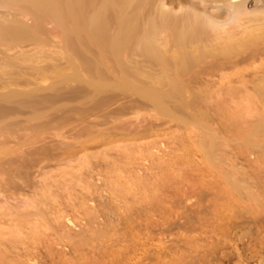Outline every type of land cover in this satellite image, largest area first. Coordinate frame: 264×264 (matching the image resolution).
I'll list each match as a JSON object with an SVG mask.
<instances>
[{
	"label": "rangeland",
	"instance_id": "rangeland-1",
	"mask_svg": "<svg viewBox=\"0 0 264 264\" xmlns=\"http://www.w3.org/2000/svg\"><path fill=\"white\" fill-rule=\"evenodd\" d=\"M129 1H131V0H129ZM149 1L150 0H145V2H144V0H143V2H142L143 7L146 8L149 4ZM155 1H156V3L154 2L155 5L153 4L154 7H157L160 4L163 5L164 7L170 5V2H169L170 0L169 1L168 0H155ZM171 1H173V3H174V1H176V0H171ZM179 1H181V4L183 3L185 5L194 7L197 11H199L201 9L202 11L206 12V14L208 13L210 16H213V17L220 16L219 19H224L226 16V18L224 20L229 19L228 18L229 12L227 13V11H228L227 9L229 6L228 4H230L232 2V0H229V1L228 0H223V1H220V0L219 1H216V0H179ZM174 4H172V6ZM18 5H20V4H18ZM20 6H18V8L15 6L17 8V10L15 7L12 9H9V10L0 8V20L2 21V23L5 22L4 24H7L8 21L11 20L10 22H12V20L14 19L15 20L14 22L19 21L20 23L27 25V26L29 25L30 27L35 26L34 24H37V22H38L37 20L42 21V22H40V21L38 22V23H42L40 25L38 24V27L40 30L44 31V33L41 31L43 34L42 33L40 34V35H42V36H40V39L43 42L42 43L37 42L38 44L33 43V42H31V40H28L31 38L21 36L22 41L19 40V42H16V44H14L13 46L9 45L10 47H8V45H6V44L1 45V43H0V115H1L0 116V146L5 145L6 148H7V146L8 147L9 146L15 147V145L18 146V144L21 143L20 139L21 138L23 139L26 136V134H28V132H29V130L26 129V127H27L26 123L28 122L26 120L27 117H29V115L31 116L33 113H36L37 118H35V120H36L37 124L38 123L42 124L43 122L44 123L46 122V123H49L48 125H50V124L54 125L52 128L46 129L43 133V135L45 136V139L43 140V142H47L46 146L51 145L52 143L54 144L55 141L57 143V142H61L62 140H65V142H63V144L67 143L69 145L66 148L64 145V148H65L64 151H70L71 152V150H72V151H74V156H73V153L70 156L71 158L68 156V154L64 155L63 158L65 159V161H64V159H62L61 161H57V163H59L60 165L56 164L55 159L51 160L49 162H46V164L48 163L47 166H46L45 162H43L46 166L45 169H43V171L44 170H46L45 172H47L48 170L51 171L50 173H48L50 175L47 174V176H49L51 178V179H49L50 183H52V184L55 183V186L57 187V188L52 187V189H51V190L56 191V192H54L55 196L53 198L55 203H52V204H53L54 208L59 213L55 209H54L55 211L53 213H49L52 215H48V213H45V214H47V215H45L44 213L40 212L38 214L41 215L42 217L41 218L36 217L37 219L33 218L32 220H30V221H32L31 223H29L30 222L29 220L23 221L25 219L23 217L19 218V219H22V221L25 223L24 224L22 222L20 224V228H19L18 224L21 222V220L18 224H16L17 221H14L16 223L13 222V224H15L16 226H12V225H9L11 223V221H9L11 219L10 218L11 216L7 215L9 217L8 218L6 215H3V216L0 215L1 216V218H0V227H1L0 228V232H1L0 233V240L3 241V243L1 241V243L3 245L0 244L1 245L0 246V252H1L0 253V263L1 264H10L13 262L14 264H26V263L27 264H72V263L74 264L76 262L75 264H90V263L91 264H264V158H262L261 156L258 157L259 155L257 153H252L250 151H242V150H241L242 152H240V151H239L240 153L238 152V156L241 154L239 158L237 155H235L239 159V160H237V158H236L237 163H236V161L235 162L233 161V163H236V166H234L233 163H230V164L233 165L234 168L236 167L237 169L241 170V172L240 171L238 172V174H240V175H237V176H240L241 178L240 177L239 178L242 180V181L239 180V183H238L239 189L241 190V192H240V191H237L236 189L231 187V185H232L231 180H232V177H234V175H235V171H237L236 168H235V170H233L234 173L232 174L231 171L234 168H231V170H230V167H232V166L224 165L223 162H222V164L225 167L222 164H221L222 166H220V164H219L217 166L214 165V166L209 167L206 163H204L202 158H200L198 153H196V152H195L196 154L194 153V151H195V150H193L194 148L193 149L190 148L193 151L189 149V145L191 144V142L187 141V139H193L194 140L195 138H188V134H187V136H186L187 139H186L185 138L186 133H183L184 135L182 137L181 131L177 128H174V127H171L170 129H172V132H169L171 130L166 129L169 124L168 125L164 124L163 126H161V127H164L163 128L164 130H162V128H160L162 131H164L163 132L164 134L161 131L162 134L156 135L157 137H155V135H154L151 137H149V136L146 138L144 137L143 139L141 138L138 140L137 139L136 140H129V141H131V143L135 142V143L131 144L130 142H126V140H125V139L129 138V136L126 138H121L122 139L121 140V139H119L121 136L117 135V137H118L117 141L118 142L116 140L115 141L113 140V142H110L108 144L106 143V145L104 144L105 146L102 144H100V145L99 144H91V146H88L86 149L80 150L79 149L80 146H79V148L77 147L78 146L77 142L83 141L84 139H86V137L89 136V134L83 133L82 129H80L79 121H77V120L75 121L74 118L72 117V118L67 119L68 121H66V122L64 121V123H63L64 125L61 126V124H62L61 123L60 127L54 124V123H56L55 121H57V118H58V120H59V118L60 119L63 118V117L62 118L60 117L63 114H60V112L57 111L58 107H60L61 105H62V107H60V108H64L63 106H66V105H67L66 107H70L72 105L74 106L76 104V101H77V104L79 105V102L83 99V95H84L83 89L87 90L89 88L86 81L88 79L89 80L88 82L90 83V79L88 77L91 75L89 73L86 74V72L84 70L81 72L82 74L80 73L81 76H79V78H80L79 81L78 80L77 81L76 80H70V77L73 75V72H75L74 70L76 69V68H73V66L76 67L78 65L80 67L81 64L83 65V61L85 62L87 60L86 62H88V60H89V61H91V64L88 62L91 68H94V69L97 68L98 70L103 71L104 69L107 70L110 67L109 66L110 63L113 64V65L111 64L112 67L113 66L115 67L116 65L118 66L119 64L120 65L124 64L125 66L127 65V68L128 67L131 68L132 72L133 71L135 72L136 68H137V70H138V68L141 69L140 73L142 75L145 74L147 77H149V74L152 75V73H153L152 76L156 77V75H158V67H156V65L153 66L154 64H152L151 62L149 63L146 60V57H144V56H146L145 54H138L137 52L134 51L135 50V47H134L135 42L133 40H132L133 42L132 41L131 42L125 41L126 43L122 42V46H121V44H118L121 46V48L124 47L123 48L124 51L121 54H118V56H117L118 59L116 58L117 54H114L117 61L116 60L114 61L113 59H109V62H108V59H107V61H104V62L103 61L97 62L96 59L97 58L99 59L100 58L99 56H101V57L108 56V58H109L113 54L112 55L111 54H107V55L99 54L100 53L99 49H101L100 48L101 46H99V44H97L96 40L94 39V37L91 34H88L89 31H86L87 29L85 30V28L83 29V27H82V29L79 28L80 29L79 32H77L78 29H77V31L72 29L73 31L69 30L68 32H66L67 30L66 31H64V30L66 28L69 29V27L71 25V21L69 22V25L68 24H66V25L62 24V26H61L59 24L60 23L59 20H54L55 22L59 21L57 23H55L53 21V19L50 20L48 18L49 20H46L45 17H44L45 19H43V17H41V18L43 20H46L47 22L46 21L43 22V20L41 18L36 20L35 15L31 16L29 13H25V14L24 13L22 14V12L19 13V11L21 10V9H19ZM244 6H245V12H247L249 14L255 13L254 15H256L257 13H259L260 11H262L264 9V0H245ZM31 17H33V18H31ZM75 25H76V23L74 22V26ZM63 26H66V28L65 27L62 28ZM72 27L73 26H71V28ZM112 29L113 28H109L107 31L109 34L108 36H110L109 37L110 39H107L106 45H108V44L114 45L116 43L115 39H114V41H112L113 39H111L113 37V35L115 34V30H112ZM70 31H72L71 33L77 32L78 34L73 33L74 34L73 35L70 33ZM58 32H60V34ZM66 33L67 34L70 33L69 34L70 39ZM64 34H66V36ZM76 35H79V36H76ZM84 35H87V36L84 37ZM75 36H76V38H75ZM89 36L91 37V39L89 38ZM22 37H23V39H22ZM43 37H44V39H42ZM84 38H86V39H84ZM80 39H81V41H79ZM17 41H18V39H17ZM77 41L81 42V43L79 44ZM132 43H134V45H132ZM69 44L75 45L74 47L79 50V53H80L79 57H77L76 54H72L70 50L66 51L69 47L68 46ZM82 44H84V45H82ZM76 45L78 46V48ZM85 45L87 48L84 47ZM87 45H90V46H87ZM97 48H99V49H97ZM86 49H89V50L86 51ZM98 50H99V52H98ZM132 50H133V53L131 52ZM97 52H98V54H97ZM260 56H261V58H260ZM253 58L254 59H250L251 61L246 60L243 62H239L238 64H235V66L217 67V68H215V71L212 70L213 72L211 71L212 72V73L210 72L211 74L208 73V76H206L203 79H208V81L210 83L214 84V85H211V87L215 91L220 89V87L223 88L224 86L225 87L228 86L229 83H227V82L234 83V84L236 83V85H237L236 88L239 89V87L241 86V84H239V83H242L243 79H245V78L246 79L248 78L247 80H250V78L252 79L253 77L250 74H254L253 72H256L255 70L257 68L261 67L262 64H264V59H262V58H264L263 52L260 55H259V53L256 54ZM76 59H77V61H76ZM100 60H102V59H100ZM71 61H72V63H71ZM110 61H112V62H110ZM241 63H243V64H241ZM94 64H95V66L98 64V66L95 68V67H93ZM112 67H111V69H112ZM111 69L107 70V72L110 76H112L111 72H113V71L110 72ZM113 69H115V68H113ZM54 72H56L57 74L61 73L62 75H60V76H63V74H64V76L68 75L66 77H69V78H68V80H66L65 79L66 77H64V76L57 78V74L56 73L54 74ZM107 72L105 71V73H107ZM43 74L47 75V79L45 81H42L43 79L41 78V75H43ZM239 74H241V75H239ZM145 75H143V76H145ZM231 79H233V80H231ZM10 80H12L11 81L12 83L10 82ZM65 80L68 81V83ZM7 82H8V84H7ZM222 82H223V84H222ZM226 83L228 85H226ZM234 84H230V86L231 85L234 86ZM249 85L251 87V84H248V86ZM84 87H86V88H84ZM108 87H111V86H108ZM74 89H75L76 93L74 92ZM214 90H212V91H214ZM238 91H239V93H238ZM240 92L243 94L241 95ZM72 94H75V95L77 94L76 97H78V98L75 97V98H72V100H71L70 96ZM25 95H26V97H25ZM233 96L234 97L232 98V101H234V102L230 101V103L232 105H230L229 107H228V105H224L226 108L224 110V112L227 110V112L229 111L230 114H236L235 113L236 111L234 112L232 110H238V109H233V108H231V106L234 107L235 105H237L236 108L237 107L240 108L239 109L240 111L238 110V115L242 119H244L246 117L247 118L254 117L255 113H257V111L260 110L259 106L258 107L255 106L257 104V102H254L253 100H252L253 102H251V99H248L246 97V94L244 95V91L242 90V87L240 90H237L236 94H234ZM241 96H243L245 101L243 100V98H241ZM26 100H28V101H26ZM85 103H86V101H83L82 105H81V103H80V105L83 106ZM119 103L120 102H118L116 105H118ZM251 103H252V105H251ZM50 104H53V105H50ZM227 104H229V102ZM143 109H141V110L138 109L139 113H146L147 112L145 108H143ZM239 112L241 113V115L239 114ZM221 113H223V112H221ZM242 113H243V115H242ZM225 114L227 115L228 113L225 112L224 115ZM128 115L131 116L132 114L128 113ZM221 115H223V114H221ZM224 115L222 117H224ZM105 116L102 114V116H100V118H99V116L97 117L98 118V121H96L97 123L94 122V126L97 125L96 127H94V128H96V131L100 130L102 132L103 131L102 128H104V129L106 128L103 131L105 133L108 130H109V132L111 131V126H110L111 121L109 122V120H106ZM53 117H55V118H53ZM51 119H53V120H51ZM89 119H91V118H89ZM99 119L101 121H99ZM33 121H31L30 124H32V123H33V125L36 124V122H33ZM67 122H69L70 124ZM71 122H73V123H71ZM30 124H27V125H30ZM6 125L11 126L13 128V130L11 127H9V130L5 131L4 129L6 127H7L6 129H8V126H6ZM23 125L26 127L23 128L22 127ZM78 129H79V132H78ZM174 129H177L178 131L174 130ZM173 130H174V132H173ZM8 131H10V133ZM96 131L92 132L90 135H93V134L96 135V133H97ZM179 131L181 134L180 136L182 137V139L179 138V142L182 140L181 146H180V144H178V146L180 148L177 147V144L172 145L171 142L170 143L168 142L170 135L175 136V134H176L179 136V134H177V133H179ZM57 133L61 134L63 136V138H65V139L57 137L56 136ZM131 135H132V133H131ZM58 138L60 141L58 140ZM114 139H116V137ZM150 139L151 140L154 139L152 141L156 142L155 143V145H157L156 147H153V146H155L154 143L152 144L153 146L151 144H149V143H152V142H150ZM6 140H7L8 144L6 143ZM49 140L50 141L53 140V141L50 142ZM184 140L186 141V144H184L185 143ZM193 140H192V142H193ZM4 141L6 144L4 143V145H3ZM70 141H73V142H70ZM145 141H147V142H145ZM40 142H42V141H40ZM74 142H76L77 144L75 145ZM143 142H145V143H143ZM164 142H168L167 143L168 145H166V143H164ZM179 142H177V143H179ZM146 143H148V144L146 145ZM139 144H141L140 147H139ZM169 144H170V146H169ZM127 145H129V146H127ZM182 145H183V147H182ZM36 146H39V144H36ZM123 146H126V148ZM145 146H146V148H145ZM151 146H152V148H151ZM165 146L169 147L170 149H171V146L173 147L171 152H170L171 154H168L169 156H171L170 158L168 157V155L163 156L162 153L160 152V151H162L161 149H163V148L165 149ZM174 146L177 149L174 150ZM191 146L194 147L193 145H191ZM76 147L78 149L77 151H75ZM137 147H139V148H137ZM167 147H166V150L163 149L166 152H167V150H170ZM110 148H111V151H110L111 155L110 156L113 159L114 158L119 159V160L117 159L119 162L115 161L114 164L120 165L117 167L122 166L121 167L122 170H121V172H119L120 170L118 171V168H117L114 172H112V175L111 174H109V175H111V176H114L115 174L120 175L124 171V173H122L123 175H120V176H122V177L125 176V179L124 178L123 179L126 181L127 176L132 175L133 173L137 174L136 172H138L140 170V172L138 174H140L142 171V173L144 172V174L147 175V177H146V175L144 176L145 179L149 178L148 180H146V183H150L151 181H153L152 184H154L156 187L153 188L154 185H152V188H153L152 193L151 192H145L146 193L145 201H142V202L140 201L141 204L138 202L139 203L138 205L134 203V205L131 206V209L133 207H135V208H133L135 210V212L133 209L131 210L130 208L128 210L124 209L125 205L127 206V204L128 205L131 204V201H132L131 195H129L130 197L128 198V200L130 202L127 201L126 200L127 198H126L124 201V203H125L124 206H123L124 203L122 204L123 200H121L122 202L120 201L121 204L119 203V200L113 201L114 204L117 202L116 203L117 205H121L123 207L122 208L123 210L121 209V207H120V210L116 209V210H118V212L122 213V214H120L121 217L127 213L125 215L126 217H122L124 220L121 221V219H118V218H120L118 212L116 214L117 217H115L114 213H116V212L113 211L114 213L111 212V214H110V211L104 209V210H106V211H104V210L102 211V213L103 212L105 213V215L103 213L104 217L106 216L107 213H109V214H107L108 220L105 221L106 217L103 218L102 217L103 215H101L102 213H99L100 217L98 215L96 218V219H98L97 220L98 223L97 222H95V223L91 222V224H92L91 225L90 223H87V220L91 216V215H89V217H88L87 212H88V210H90V207H92L94 205V202H91V201H94L98 198L96 201H99V202H102L105 204L107 200L104 201V198H107L106 197L107 194L104 191L105 188L101 186L103 188L102 189L99 186V184H101V183H100V181L97 180L99 178L98 176L93 174L90 178L89 177L87 178L84 175H81V173L84 172V169H87V163L86 162H88V160L83 159V156H84V154H86V151L88 154L89 153L91 154L94 151H95V153H98L99 151L101 152V151H104V149H110ZM115 148H117V149H115ZM154 148H156V149H154ZM181 148H182V150H181ZM137 149L140 150V152ZM145 149H147V150H145ZM114 150H116V151H114ZM120 150H121V153H120ZM152 150H153V153H155V154H153L151 152ZM184 150L187 152H185ZM125 151H127L128 153H126ZM146 151L148 154H151V155H147V153H145ZM135 152H137V154ZM157 152L160 154H157ZM231 152L228 151V154L226 153L227 156H225V157L227 159L230 157H233L232 155L235 154L234 151H231ZM129 153H130V156L128 158L126 156H128ZM173 153H174V155H173ZM178 153H180V154L184 153V154H181L183 157L178 158V157H181V155ZM120 154H123V156H124L123 160L120 157ZM124 154H128V155H124ZM156 154H157V156H156ZM175 154H177L178 156ZM158 155H162V156H158ZM113 156H115V157H113ZM80 157L82 159H80ZM156 157L157 158L159 157L161 159H157ZM174 157L178 158L180 161L175 159ZM130 158H131V160H130ZM162 158H163V160H162ZM173 158L175 161L176 160L177 161L175 162L173 160ZM226 158L224 160L225 163L226 162L228 163L229 160L232 159V158H230V159L226 160ZM138 159H139V162H138ZM154 159H157V161ZM181 159L184 161L181 162ZM93 160L94 159H91V162L95 161V160L94 161ZM160 160H161V164H160ZM169 161H171V163ZM124 163H125V165H124ZM133 163H134V165H133ZM151 163H153V164H151ZM163 164H167V165L169 164V166L163 165ZM89 165H91V164H89ZM4 166H5V164H4ZM84 166H86V167H84ZM114 166L115 165H113V167ZM153 166H155V167H153ZM166 166L168 167V169ZM216 167H218V168H216ZM121 168H119V169H121ZM204 168H205V170H204ZM34 169L36 171H34L33 168H31L32 175L30 174L29 178H31L33 176V179H34V177L36 176V178L34 180V182H35L37 179L39 180L40 176L37 175V171H38L37 166L34 167ZM128 169H129V171H128ZM223 169H224V171H223ZM135 170H138V171H135ZM173 170H174V172H173ZM212 170L215 173L212 172ZM227 170H230V171H227ZM162 172L168 174V176ZM220 172H222V173H220ZM113 173H115V174L113 175ZM229 173L231 175V178H230ZM157 174L158 175L160 174L159 176L162 178H160ZM83 176L85 177L84 180H83V178H84ZM165 176H167V177H165ZM53 177H54V179H53ZM225 177H227V178H225ZM68 178H70V179H68ZM55 179H57V180H55ZM171 179H173V180H171ZM15 180H16V178H14L15 187L16 186L19 187L20 185H16V184H22V183L21 182L19 183L18 182L19 180L18 181H15ZM32 180L30 179V181H32ZM51 180H53V181H51ZM112 180H113V178H112ZM168 180H170V181H168ZM83 181H85L86 183L85 182L83 183ZM154 181H156V182H154ZM93 182L96 183L97 185L94 184ZM92 183L95 185V188L98 186V189L101 188L103 191L98 190L96 188V191H98V192H96L94 190L95 189L94 188L93 189L94 191L89 190V191H91L90 193L89 192L86 193V191H85V193L89 194V196L86 195L85 193H84L85 194L84 195L82 192V188H84L85 185L86 186L93 185ZM160 185H161V188H159ZM58 186H59V188H58ZM93 186H91V187L93 188ZM71 189H72V191H71ZM159 189H161V190H159ZM83 191H84V189H83ZM23 192H24V194L32 195V193L27 191V189H24ZM94 192H96V193H94ZM101 192H103V193H101ZM100 193L103 195V197H102V195H100ZM77 194H78V196H77ZM70 196H71V198H70ZM79 196H81V197H79ZM83 196H85V199ZM55 197H57V199ZM93 197H96V198H93ZM176 197H177V199H176ZM81 198H83L84 200ZM87 198H89V199H87ZM92 198L94 200H92ZM58 200H59V202H58ZM101 200H103L104 202ZM0 201H3V196H0ZM8 201L12 205L16 204L15 200L13 201L10 199ZM126 201H127V204H126ZM156 203H157V206H156ZM87 205H90V207L88 206L89 207L88 210H87ZM159 207L163 211L159 210ZM146 208H147V210H146ZM171 208H173V209H171ZM21 209L22 208H20L19 210L21 211ZM100 209H102V208H100ZM0 210H2V209H0ZM67 210H68V212H67ZM123 211H125V213ZM55 212H57V213H55ZM112 213H113V215H112ZM144 213H146V214H144ZM54 214H55V216H54ZM71 216L72 217L74 216V217L72 218ZM43 217H44V219H43ZM86 217H88V218H86ZM110 217H112L113 219L116 218V219H114V222H112L113 219L111 218L112 219L111 220ZM131 218H133V219L131 220ZM40 219L42 220V223L40 222L41 221ZM109 219L111 221H109ZM48 220H50V221H48ZM35 221H36V223H35ZM26 222H28V223H26ZM104 222L110 223V225L105 223L108 225V228H109V229H107L108 231L106 229L104 230V227L107 226V225L105 226ZM37 223H39V226ZM40 223H41V225L42 224L43 225L40 226ZM34 225L36 226V228ZM113 225L117 226L115 228V230H114V228L109 227V226H113ZM31 226H33V227H31ZM102 226H104V227L102 228ZM115 226H113V227H115ZM13 227H14L15 232L18 231L17 232L18 234L15 233L14 231H12ZM15 227H16V229H15ZM17 227L19 230H21L20 233H19V230L17 229ZM22 227H24L23 230H22ZM52 227H53V229H52ZM83 227H84V229H83ZM33 228H34V230H33ZM42 229H43V231H42ZM69 229H71V231ZM94 229H96V230H94ZM102 229H103V231H102ZM125 229H126V231H125ZM137 230H138V232H137ZM10 231H12L14 233V236H15L14 240H16L15 242H13V237H12L13 234H10ZM34 231H36L37 233H35ZM65 231H66V233H65ZM79 231H81V232H79ZM4 232H5V235L3 236ZM5 236L7 238L9 237L8 238L9 240H12L11 243L13 245L9 244L10 241L8 242V240ZM20 236H22V237H20ZM47 236H48V238H47ZM112 236H114V237H112ZM67 237H69V238H67ZM83 237L85 238L84 241H83ZM28 238H30V240H28ZM35 238H37L38 240H36ZM79 239H81V240H79ZM112 239L115 241H113ZM4 240H6V241H4ZM87 241H89V242H87ZM91 242L93 243L92 245H91ZM33 243H36V244L34 245ZM78 243H80V245ZM84 243H86V244H84ZM5 244L7 245L6 247H5ZM23 244H25V245H23ZM114 245H116V246H114ZM79 246H81V248H78ZM132 246H133V248H132ZM11 247H13V248H11ZM9 248H10V250H8ZM11 251H12V253H11ZM133 252H135V253H133ZM4 253H5V256H3ZM27 253H28V255H27ZM1 258H5V260L1 259ZM76 259H77V261H76Z\"/></svg>",
	"mask_w": 264,
	"mask_h": 264
},
{
	"label": "bare ground",
	"instance_id": "bare-ground-1",
	"mask_svg": "<svg viewBox=\"0 0 264 264\" xmlns=\"http://www.w3.org/2000/svg\"><path fill=\"white\" fill-rule=\"evenodd\" d=\"M216 1H219V0H216ZM220 1H223V0H220ZM142 2H143V0H131V1H129V0H127V1L126 0H0V8L1 9L9 10V9L14 8L15 6L18 8V6L21 5L20 6L21 8L19 7V9H21L19 11V13H21V12H22V14L23 13L24 14L29 13L31 16L35 15L36 20L40 19L41 17H43V19L46 18V20H49V19L50 20L53 19V21L59 20L60 21L59 24L61 26H62V24L63 25L68 24L69 25V22L71 21V25H70L69 29H67L66 26L62 27V28H64V27L66 28L64 30V31L67 30L66 32H68L69 30H72V29H74L76 31L78 29L77 32H79L80 29H82V27H83V29L85 28V30L87 29L86 31H89L88 34H91L94 37V39L96 40L97 44H99V46H101L100 47L101 49L97 48L100 50L99 54H102V55H104V54L105 55H107V54L112 55L113 54L109 58H108V56L101 57L98 55L100 58L96 59L97 62L98 61L104 62V61H107V59H108V62H109V59H113L114 61L115 60L117 61L118 54H121L124 51V49H123L124 47L121 48L122 42H125V41L131 42L133 40L135 42V46H134L135 50L134 51L137 52L138 54H145L146 56H144V57H146V60L149 63L151 62L152 64H154L153 66L156 65V67H158V75H156V77L152 76L153 73H152V75L149 74V77H147L145 74H143V75H145V76H143L140 73L141 69L138 68V70H139L138 71L136 68L135 69L136 71L132 72L131 68H129V67L127 68V65L125 66L124 64H121V65L119 64L118 66L116 65L115 67L114 66L112 67L111 66L112 63H110V65H109L110 67L107 70L111 69V67H112V69L115 68L113 70L112 69L110 70V72L113 71V72H111L112 76H110L108 74L106 69L103 70L104 72L101 70H98L96 68L98 66V64L96 66L94 64V66H93L96 69L91 68L89 65V63L91 64V61H89V60H88L89 63L86 62L87 60L85 62L83 61V65L81 64L80 67L78 65L76 67L73 66V68H76V69L74 70L75 72H73V75L70 77V80H76V81L78 80L79 81V79H80L79 76H81L80 73L83 70L86 72V74L89 73L91 75L88 77L90 79V83L88 82L89 81L88 79L86 81L89 88L87 90L83 89L84 95H83V99L81 100L82 102L86 101V103L83 106H81L82 102L80 101L79 105H80V103H81V105L79 106L77 104V101H76V104H75L76 106L72 105L70 107H66L67 106L66 105V106H63L64 108H60V107H62V105H61L60 107H58L57 111H59L60 114H63L62 116H60L61 118L62 117L63 118L62 119L59 118V120L57 118V121H55L56 123H54V124L60 127L61 123H62L61 126L64 125L63 124L64 121L66 122V121H68L67 119L72 118V117L74 118L75 121L76 120L79 121L80 129H82L83 133L89 134V136L86 137V139H84L83 141H81V142L76 141L78 144L76 142H74L75 145L76 144L78 145L77 146L78 148L80 146V148H79L80 150L86 149L88 146H91V144H99V145L105 144L106 145V143L108 144L110 142H113V140L117 141V139H118L117 135L121 136L119 139L126 138L129 136V138H127L125 140H126V142H130V143H131V141H129V140H136V139L138 140L141 138L143 139L144 137L146 138L148 136L151 137L154 135H155V137H157L156 135H161L164 132V131H162V130H164L163 129L164 127H161V126H163L164 124H166V125L169 124L168 125L169 128L166 126L167 127L166 129H170L171 127H174V128H177L181 131L182 137L184 135L183 133H186L185 138H186L187 134H188V138H195L194 140L186 138L187 141L191 142V144L189 145V149L194 148L193 149V150H195L194 153L195 152L198 153L200 158H202L204 163H206L209 167L214 166V165L217 166L219 164H220V166H222L223 165L222 162H223L224 165L232 166V167H230V170H231V168H234V167L230 163H233V161L234 162L236 161V163H237V160H239L238 158L241 155L240 154L238 156L239 151L240 152L250 151L252 153H257L259 155L258 157L261 156L262 158H264V64H262L261 67L257 68L255 70L256 72H253L254 74H250L253 77L252 79L251 78H250V80H247L248 78L243 79V82L241 81L242 83H239V84H241V86L239 85L240 86L239 89L236 88L237 87L236 83L234 84V83H230V82L226 81L227 83H229V85L226 83V85H228V86H226V87L224 86L225 88L220 87V89L215 91L211 87V85H214V84L210 83L208 81V79H203L206 76H208V73H210L212 70L215 71V68H217V67L235 66V64H238L239 62L254 59L253 57L258 53H259V55L262 52L264 53V9L262 11H260L259 13H257L256 15H254L255 13L249 14V13L245 12V6H244L245 0H232V2L230 4H228L229 6L227 9L228 10L227 13L229 12V16H228L229 19L224 20L226 18V16H225V18L223 17L224 19H219L220 16H216V17L210 16L208 13L206 14V12L202 11L201 9H200L201 11L200 10L197 11L192 6H188V5H185L183 3L181 4V1H179V0L174 1L175 4L173 3V1L170 0L169 2H170L171 6L169 5V6H165V7L161 4L157 7H154L153 4H154V2L156 3V1L150 0L148 6L145 8V7H143ZM144 2H145V0H144ZM171 3L174 5L172 6ZM18 4H20V5H18ZM17 8H16V10H17ZM33 17H31V18H33ZM46 20H43V22H45ZM10 21H8L7 24H4L5 22L2 23V21L0 20V43H1V45L6 44V45H8V47L13 46L14 44H16V42H19V40H21V36L31 38L28 40H31V42H33V43H37V42L42 43L43 42L40 39V36H42L40 34L42 32L44 33V31L40 30L38 27V24L39 25L42 24V23H38L40 20H37L38 21L37 24H34L35 26H31V27L29 25L28 26L24 25V24L20 23L19 21H18L19 23L17 21L14 22L15 21L14 19L12 20V22H10ZM59 21H57V22H59ZM73 21L76 23L75 26H74ZM40 22H42V21H40ZM57 22H55V23H57ZM71 26H73V27L71 28ZM109 28H113L112 30H115V34L111 38V39H113L112 41H114V39L116 40V43L114 45L113 44L106 45L107 39H110L109 38L110 36H108L109 34L107 32ZM72 31H70V33ZM77 32H73V33L76 34ZM58 33L60 34V32H58ZM73 33H71V34H73ZM66 34H64V35L66 36ZM69 34H67L68 37H69ZM87 35H84V37ZM76 36H79V35H76ZM76 36H75V38H76ZM23 37H22V39H23ZM89 38L91 39L90 36H89ZM17 39H18V41H17ZM42 39H44V37ZM69 39H70V37H69ZM84 39H86V38H84ZM79 41H81V39ZM78 43L80 44L81 42H78ZM118 44H121V46ZM82 45H84V44H82ZM132 45H134V43H132ZM68 46L69 47L66 51L70 50L72 54H76V56L79 57L80 53H79V50L74 47L75 45L69 44ZM87 46H90V45H87ZM84 47H86V45ZM77 48H78V46H77ZM87 50H89V49H86V51ZM99 50H98V52H99ZM98 52H97V54H98ZM131 52L133 53V50ZM114 54H117L116 55L117 59L115 58ZM260 58H261V56H260ZM100 59H102V60H100ZM262 59H264V58H262ZM76 61H77V59H76ZM110 62H112V61H110ZM71 63H72V61H71ZM241 64H243V63H241ZM105 71L107 73H105ZM55 73L56 72H54V74ZM60 75H62V74L61 73L57 74V78L64 76V74H63V76H60ZM239 75H241V74H239ZM66 76H68V75H66ZM66 76H64V77H66ZM41 78L43 79L42 81H45L47 79V75L43 74V75H41ZM68 78L69 77H66L65 79L68 80ZM231 80H233V79H231ZM11 81L12 80H10V82ZM66 82L68 83V81H66ZM7 84H8V82H7ZM222 84H223V82H222ZM230 84H234V86L233 85L230 86ZM248 84H251V87H250V85L248 86ZM108 86H111V87H108ZM241 87H242V90L244 91V95L246 94V97L248 99H251V102H253V101L257 102V104L255 103L256 104L255 106H257V107L259 106L260 110H258L257 113H255V116L253 115L254 117H249V118L246 117V118L242 119L238 115V110L240 108L239 107L236 108L237 105H235L234 107L231 106V108L238 109V110H232L234 112L236 111L235 112L236 114H230L229 111L227 112V110H226L225 112L228 114L224 115V113H225L224 110L226 109L224 105H228V107L230 105H232L230 103V101L234 102V101H232V98L234 97L233 95L236 94L237 90H240ZM84 88H86V87H84ZM212 90H214V91H212ZM74 92H75V89H74ZM238 93H239V91H238ZM242 94L243 93H241V95ZM76 95L72 94L70 96L71 100H72V98H75ZM25 97H26V95H25ZM76 98H78V97H76ZM241 98H243V96H241ZM243 100H244V98H243ZM26 101H28V100H26ZM118 102H120V103L118 105H116ZM228 102H229V104H227ZM53 104H50V105H53ZM251 105H252V103H251ZM143 108H145L147 112L146 113H139L138 109L141 110ZM221 112H223V113H221ZM128 113L132 114V115L129 116ZM102 114L104 116L106 115L105 116L106 120H109V122L111 121V124L109 123L111 126L110 132H109V130L106 131V133L103 132L106 128L105 129L102 128L103 129L102 132L98 129H97L98 131H96V128H94L97 126V125L94 126V122L98 121L97 117L99 116V118H100V116H102ZM221 114H223L224 117H222L223 115H221ZM239 114L241 115L240 112H239ZM242 115H243V113H242ZM35 118H37L36 113H33L31 116L29 115V117H27L26 120L29 123L26 121L27 127L24 125L22 127L23 128L26 127V129L29 130V132H28V134H26V136L24 135L25 137L23 139L21 137H20L21 139L19 138L21 140V143H19L20 142L19 141L18 146H16L14 144L15 147H11V146L8 147L7 146V148H6V146L4 145L5 141L3 142V145L5 147L2 145L0 146V194H1L0 196H3V201H0V209H2V210H0V215L11 216L10 217L11 219L9 220V221H11V223L9 225H12V226H16L15 224H13L14 221H17V223L16 222H14V223L18 224L21 220V222L18 224L19 228H20V224L25 220L30 221L33 218L37 219L36 217L41 218L42 216L38 214L40 212L44 213V214L48 213V215H52L49 213H53L56 210L52 204V203H55L53 198L55 196L54 192H56V191L51 190V189H52V187H55V188H57V187L55 186V183L54 184L50 183L49 179H51V178L49 176H47V174L50 173L51 171H49V170L47 172H45L46 170L43 171V169H45V167L48 164V163L46 164V162H49V161L55 159L56 164H59V163H57V161H61L62 159H64L63 158L64 155L68 154V156L70 157L73 153V156H74V151H72V150H71V152L70 151H64V149L66 147H68V145H69L67 143L63 144V142H65V140L61 139L62 143L61 142L56 143V141H55L54 144L50 143L51 145L46 146L47 142H43V140L45 139V136L43 135V133L46 129L52 128L54 125L53 124L48 125L49 123H46V122L45 123L43 122L42 124L41 123L37 124ZM53 118H55V117H53ZM89 118H91V119H89ZM51 120H53V119H51ZM31 121L36 122L37 125L36 124L33 125V123L30 124ZM99 121H101V120L99 119ZM67 123H69V122H67ZM71 123H73V122H71ZM27 124H30V125H27ZM6 126H8V125H6ZM9 127H11V126H8V129H6L7 128L6 127L4 130L5 131L9 130ZM160 128H162V130ZM177 129H174V130H177ZM12 130H13V128H12ZM170 130L171 131H169V132H172V129H170ZM174 130H173V132H174ZM10 131H8V132L10 133ZM94 131L97 132L96 135H94V134L90 135ZM161 131H162V133H161ZM180 131H179V133H177V134H179V136L176 134H175L176 137L170 135L171 139L169 138L168 142L169 143L171 142L172 145L177 144V147H179L178 144H180V146H181L182 140L179 142V138L182 139V137L180 136L181 135ZM78 132H79V129H78ZM131 133H132V135H131ZM56 136L59 138H63V136L61 134H58V133ZM115 137H116V139H114ZM59 138H58V140H59ZM63 139H65V138H63ZM152 140H154V139H152ZM152 140L150 139V142H152V143H149V144L152 145L154 143V145H155L156 142L152 141ZM192 140H193V142H192ZM40 141H42L43 143ZM52 141H50V142H52ZM70 142H73V141H70ZM145 142H147V141H145ZM145 142H143V143H145ZM168 142H164V143H166V145H168L167 144ZM177 142H179V143H177ZM6 143H7V140H6ZM133 143H135V142H132L131 144H133ZM36 144H39V146H36ZM147 144L148 143H146V145ZM184 144H186V141ZM64 145H65V148H64ZM140 145L141 144H139V147H140ZM191 145H193L194 147H192ZM127 146H129V145H127ZM152 146H151V148H152ZM156 146L157 145H155L153 147H156ZM169 146H170V144H169ZM77 147H76V150L74 149L75 151L78 150ZM123 147L126 148V146H123ZM139 147H137V148H139ZM166 147L167 146H165V149L164 148L163 149L166 150ZM182 147H183V145H182ZM145 148H146V146H145ZM167 148L170 149L169 147H167ZM172 148L173 147L171 146V149L167 150V152L164 151L163 149H161L162 151H160V152L162 153L163 156H166L168 154H171L170 152H171ZM115 149H117V148H115ZM147 149H145V150H147ZM154 149H156V148H154ZM175 149H177V148L174 146V150ZM192 149H190V150H192ZM181 150H182V148H181ZM110 151H111V148L110 149H104V151H101V152L99 151L98 153H95V151H94L91 154L90 153L88 154L86 151V154H84V156H83V159L88 160V162H86L87 163V169H84V172H82L81 175H84L87 178L88 177L90 178L93 174L98 176L99 178L98 179L96 178V179L98 181H100V183H101V184H99V186L100 187L102 186L105 188L104 191L106 192V194H107L106 197L108 198V199L104 198V201L107 200L106 203L104 204L102 202L96 201L98 198L96 200H94L93 198H96V197H93L92 200H94V201H91V202H94V205L92 207H90V205H87V210L90 207V210H88V212H87L88 217H89V215H91L89 217V219L87 220V223H90V224H91V222H94V223L97 222L98 223V221H97L98 219H96V218L99 215V213H102V211L104 209L110 211V214L113 211L116 212V213H114V212L113 213H114L115 217H117L116 214H117L118 210H120V207H121V209L123 207L121 205H117L116 204L117 202L114 204L113 201L119 200V203L121 204V202H122L121 200H123V202H122V204H123L126 198H127L126 200L129 201L128 198L130 197L129 195H131V198H132L131 204L128 205L127 201H126L127 206L125 205V203L123 204V206L125 205L124 209L128 210L129 208L131 209V206L134 205V203L138 205L140 203V201L141 202L145 201V198H146L145 192H151L152 193L153 188L156 187L154 184H152L153 181H151L150 183H146V180H148L149 178L145 179L144 176L146 174H144V172L142 173V171L140 174H138L140 172L139 169H138L139 171L135 170V171H138V172H136L137 174L133 173L132 175L127 176L126 181L124 180L125 176L124 177L120 176V175H123L122 173H124V171L120 175L113 173V175L114 174L115 175L111 176L112 172H114L117 168H118V171L120 170L119 172H121L122 166L117 167L120 165L114 164L115 161L119 162L118 161L119 159L118 158H117L118 160L115 158L113 159L110 156L111 155ZM114 151H116V150H114ZM127 151H125V152L128 153L129 151L128 152ZM138 151L140 152V150H138ZM228 151H230V152L234 151L235 154L234 155L231 154L233 157H230V158H232V159L228 158L231 161L229 160L228 163L227 162L225 163L224 160L226 158L225 156H227L226 153L228 154ZM151 152L153 153V150ZM158 152H157V154H160ZM185 152H187V151H185ZM120 153H121V150H120ZM135 153L137 154V152H135ZM145 153H147V151ZM153 154H155V153H153ZM157 154H156V156H157ZM178 154H180V153H178ZM181 154H184V153H181ZM124 155H128V154H124ZM147 155H151V154L147 153ZM162 155H158V156H162ZM173 155H174V153H173ZM175 155H177V154H175ZM235 155H237L238 158ZM129 156H130V153L126 157L129 158ZM113 157H115V156H113ZM120 157L123 160V158H124L123 154H120ZM168 157L170 158L171 156L168 155ZM182 157L183 156L181 155V157H178V158H182ZM174 158H173V160H174ZM178 158H175V159L179 160ZM236 158H237V160H236ZM80 159H82V158L80 157ZM91 159H94L95 161L93 160L94 162H91ZM157 159H161V158L158 157ZM157 159H154V160L157 161ZM228 159L226 158V160H228ZM130 160H131V158H130ZM162 160H163V158H162ZM64 161H65V159H64ZM182 161H184V160L181 159V162ZM43 162H45L46 166ZM138 162H139V159H138ZM169 162L171 163V161H169ZM236 163H233L234 166H236ZM4 164H5V166H4ZM89 164H91V165H89ZM151 164H153V163H151ZM160 164H161V160H160ZM113 165H115L114 166L115 168L113 167ZM124 165H125V163H124ZM133 165H134V163H133ZM163 165H167V164H163ZM36 166L38 168L37 175H39L40 178H39V180L37 179L38 181L36 180L34 182L36 176L34 177V179H33V176L31 178H29V177H30V174L32 175L31 168H33V170L36 171L34 169V167H36ZM167 166H169V164ZM84 167H86V166H84ZM153 167H155V166H153ZM119 168H121V169H119ZM216 168H218V167H216ZM235 168L232 169V171H231L232 174L234 173L233 170H235ZM167 169H168V167H167ZM204 170H205V168H204ZM230 170H227V171H230ZM236 170L237 171H235V175H234V177H232V180H231L232 185L229 182L228 183L231 185L232 188L241 192V190L239 189V184H238L239 180H241L240 179L241 177L237 176V175H240V174H238V172L239 171L241 172V170H239L237 168H236ZM128 171H129V169H128ZM223 171H224V169H223ZM173 172H174V170H173ZM212 172H214V171L212 170ZM162 173H164V172H162ZM220 173H222V172H220ZM109 174H111V175H109ZM164 174L168 176V174H166V173H164ZM48 175H50V174H48ZM229 175H230V173H229ZM167 176H165V177H167ZM54 177H53V179H54ZM85 177L83 178V180L85 179ZM146 177H147V175H146ZM14 178H16L15 181L19 180L18 182L19 183L21 182L23 185L22 184H16V185H20V186L15 187ZM70 178H68V179H70ZM112 178H113V180H112ZM160 178H162V177H160ZM225 178H227V177H225ZM230 178H231V175H230ZM30 179L31 180L33 179V180L30 181ZM55 180H57V179H55ZM171 180H173V179H171ZM51 181H53V180H51ZM85 181H83V183ZM168 181H170V180H168ZM154 182H156V181H154ZM94 184H96V183H94ZM93 185H90V186L85 185L84 188L81 187L83 194L85 193V191H86V193H88V192L90 193L91 191H94V190L96 191V188L98 189V186L95 188V185L94 186ZM152 185H154L153 188H152ZM91 186H93V188ZM58 188H59V186H58ZM101 188L98 190L103 191L102 190L103 188L102 189ZM159 188H161V185ZM24 189H27V191L32 193V195L24 194V192H23ZM83 189H84V191H83ZM89 190H91V191H89ZM159 190H161V189H159ZM71 191H72V189H71ZM96 192H98V191H96ZM96 192H94V193H96ZM101 193H103V192H101ZM101 193H100V195H102ZM86 195L89 196V194H86ZM77 196H78V194H77ZM79 197H81V196H79ZM83 197L85 199V196H83ZM102 197H103V195H102ZM55 198L57 199V197H55ZM70 198H71V196H70ZM89 198H87V199H89ZM10 199L13 201L15 200L16 204L15 205L10 204L8 201ZM81 199H83V198H81ZM176 199H177V197H176ZM101 201H103V200H101ZM58 202H59V200H58ZM156 206H157V203H156ZM20 208H22L21 211L19 210ZM100 208H102V209H100ZM133 208H135V207H133ZM116 209H118V210H116ZM171 209H173V208H171ZM106 210H104V211H106ZM146 210H147V208H146ZM159 210H162V209H160V207H159ZM57 212H55V213H57ZM67 212H68V210H67ZM123 212L125 213V211H123ZM134 212H135V210H134ZM103 213L101 215H103ZM113 213H112V215H113ZM118 213H119V216H120V214H122L120 212H118ZM107 214H109V213H107ZM107 214L105 216L106 218L104 217L105 213L102 216L103 218H105V221L108 220ZM144 214H146V213H144ZM45 215H47V214H45ZM125 215L122 217H126ZM54 216H55V214H54ZM22 217L25 218L23 221H22V219H19ZM88 217H86V218H88ZM99 217H100V215H99ZM112 217H110V219ZM122 217L120 216V218H118V219H121V221L124 220ZM0 218H1V216H0ZM43 219H44V217H43ZM110 219H109V221H111L113 218L111 220ZM114 219H116V218H114ZM114 219L112 220V222H114ZM132 219L133 218H131V220ZM48 221H50V220H48ZM31 222L32 221H30L29 223H31ZM40 222L42 223V220ZM26 223H28V222H26ZM35 223H36V221H35ZM41 223H40V226L43 225V224L41 225ZM105 223L110 225V223H108V222H104V224ZM37 224L39 226V223H37ZM107 224H105V226ZM113 226H115V225H113ZM113 226H109V227L114 228V230H115V228L117 226H115V227H113ZM31 227H33V226H31ZM103 227L104 226H102V228ZM106 227H104V230L109 229L108 225ZM23 228L24 227H22V230H23ZM35 228H36V226H35ZM15 229H16V227H15ZM17 229H18V227H17ZM52 229H53V227H52ZM83 229H84V227H83ZM33 230H34V228H33ZM69 230L71 231V229H69ZM94 230H96V229H94ZM12 231H14V227H13ZM12 231H10V234H13V236L12 235L11 236L13 237V242H15L16 241V240H14L15 236H14V233ZM42 231H43V229H42ZM102 231H103V229H102ZM125 231H126V229H125ZM17 232H15V233H17ZM20 232H21V230H19V233ZM34 232L37 233L36 231H34ZM79 232H81V231H79ZM137 232H138V230H137ZM65 233H66V231H65ZM4 235H5V232H4L3 236ZM20 237H22V236H20ZM112 237H114V236H112ZM8 238H7L8 242L10 241L9 244H12L11 243L12 240H9ZM37 238H35V239L38 240ZM47 238H48V236H47ZM67 238H69V237H67ZM84 239L85 238L83 237V241H84ZM28 240H30V238H28ZM79 240H81V239H79ZM1 241L2 240H0V244L3 243V241H2V243H1ZM4 241H6V240H4ZM113 241H115V240H113ZM87 242H89V241H87ZM25 244H23V245H25ZM33 244L35 245L36 243H33ZM78 244L80 245V243H78ZM84 244H86V243H84ZM92 244L93 243L91 242V245ZM6 246L7 245L5 244V247ZM114 246H116V245H114ZM11 248H13V247H11ZM78 248H81V246H79ZM132 248H133V246H132ZM8 250H10V248ZM11 253H12V251H11ZM133 253H135V252H133ZM27 255H28V253H27ZM3 256H5V253ZM1 259L5 260V258H1ZM76 261H77V259H76ZM12 263H10V264H12Z\"/></svg>",
	"mask_w": 264,
	"mask_h": 264
}]
</instances>
